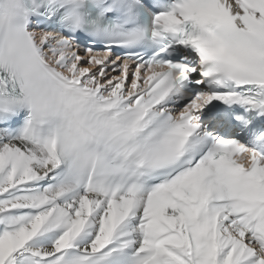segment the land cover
<instances>
[{
    "label": "snow or ice",
    "instance_id": "snow-or-ice-1",
    "mask_svg": "<svg viewBox=\"0 0 264 264\" xmlns=\"http://www.w3.org/2000/svg\"><path fill=\"white\" fill-rule=\"evenodd\" d=\"M0 264H264V0H0Z\"/></svg>",
    "mask_w": 264,
    "mask_h": 264
}]
</instances>
